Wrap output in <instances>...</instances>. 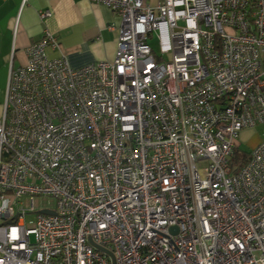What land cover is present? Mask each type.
I'll return each mask as SVG.
<instances>
[{"label":"built area","instance_id":"built-area-1","mask_svg":"<svg viewBox=\"0 0 264 264\" xmlns=\"http://www.w3.org/2000/svg\"><path fill=\"white\" fill-rule=\"evenodd\" d=\"M87 1L121 20L114 62L47 34L10 69L0 264H264V145L230 163L264 125V0Z\"/></svg>","mask_w":264,"mask_h":264},{"label":"crops","instance_id":"crops-1","mask_svg":"<svg viewBox=\"0 0 264 264\" xmlns=\"http://www.w3.org/2000/svg\"><path fill=\"white\" fill-rule=\"evenodd\" d=\"M121 20L108 8L87 0H0V119L11 67L28 63V49L47 34L60 42L73 69L114 62ZM264 145V125L244 130L237 149L251 155Z\"/></svg>","mask_w":264,"mask_h":264},{"label":"rangeland","instance_id":"rangeland-1","mask_svg":"<svg viewBox=\"0 0 264 264\" xmlns=\"http://www.w3.org/2000/svg\"><path fill=\"white\" fill-rule=\"evenodd\" d=\"M149 1V0H148ZM152 3H154V0H151ZM151 46L155 50L156 53L160 52V46L157 41L151 42ZM57 206V201L53 198H45V197H38L35 199V214L28 215L26 218V223L28 228H32L31 224H34L37 220L38 213L41 212L44 208L46 209H54ZM92 245L94 247H97L98 245L92 242ZM99 250L107 252L103 247H99Z\"/></svg>","mask_w":264,"mask_h":264},{"label":"trees","instance_id":"trees-1","mask_svg":"<svg viewBox=\"0 0 264 264\" xmlns=\"http://www.w3.org/2000/svg\"><path fill=\"white\" fill-rule=\"evenodd\" d=\"M249 160H250V155L236 148L234 150L230 162L234 173L239 172L241 168L249 162Z\"/></svg>","mask_w":264,"mask_h":264},{"label":"water","instance_id":"water-1","mask_svg":"<svg viewBox=\"0 0 264 264\" xmlns=\"http://www.w3.org/2000/svg\"><path fill=\"white\" fill-rule=\"evenodd\" d=\"M42 214L43 215H53L54 213H50V212H42ZM172 232L173 233H175V232H177V229H172ZM98 251H101V250H99V248H98V246L97 247H95ZM101 252H104V251H101Z\"/></svg>","mask_w":264,"mask_h":264}]
</instances>
